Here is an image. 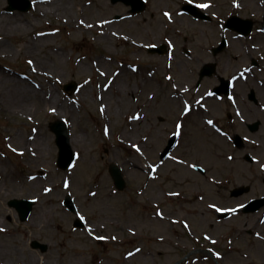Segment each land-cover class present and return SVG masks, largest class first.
Listing matches in <instances>:
<instances>
[{"label":"rangeland","instance_id":"rangeland-1","mask_svg":"<svg viewBox=\"0 0 264 264\" xmlns=\"http://www.w3.org/2000/svg\"><path fill=\"white\" fill-rule=\"evenodd\" d=\"M30 1L29 12L9 13L8 1L0 0V18L10 22L0 29V78L12 71L30 92L22 105L0 91V264H29L38 256L54 264H247L241 256L246 253L264 264L263 210L234 215L249 200H229V190L217 184L226 175L221 154L228 149L209 134L188 131L181 153L208 172L190 183L183 181L185 169L161 160L179 108L159 85L168 73L183 83L197 78L188 75L184 61L195 73L201 62L196 69L178 56L183 63L173 61L169 70L166 51L147 50L166 45V38L181 43L179 34L215 42L217 35L208 30L215 24H195L182 8L210 3V12L225 19L235 12V0H146L147 10L131 17L128 6L111 0H45L56 3L53 14L38 12L42 0ZM240 2L261 18L264 0ZM234 55L226 52L222 71L237 65ZM72 83L77 92L65 90ZM57 120L81 141L71 144L77 160L68 170L58 166L50 129ZM112 164L124 174L123 191L110 175ZM245 172H234L235 183L226 188L244 183ZM68 196L76 213L64 204ZM11 200H33V222H23ZM222 212L233 216L222 220ZM46 214L48 221L40 223ZM201 248L213 249L217 261L189 255Z\"/></svg>","mask_w":264,"mask_h":264},{"label":"flooded vegetation","instance_id":"flooded-vegetation-1","mask_svg":"<svg viewBox=\"0 0 264 264\" xmlns=\"http://www.w3.org/2000/svg\"><path fill=\"white\" fill-rule=\"evenodd\" d=\"M231 8L241 18L253 21V33L245 36V33L228 30L226 20L194 22L206 26L215 24L212 30L207 29L209 35H217L216 41L209 43L210 40L206 38L202 43H197L190 39L189 35L179 34L177 37L180 36L181 43H169L172 59L166 61V66L172 70L173 61L177 63L178 56L189 61L196 69L200 61L201 65L196 73L193 67L184 61L188 75L196 74L197 78L183 83L179 75L174 77L168 73L165 75L166 84L159 85V88L164 94L167 92L171 101L179 108L172 123L173 132L170 133L167 129L166 131L169 132L167 139L173 135L177 136L172 161L177 167L185 169L187 174L184 175L183 181L190 183L196 174L207 176L197 170L195 161L186 159L181 153L187 132L194 129L209 134L211 138L218 140L216 142L220 144V148L224 145L228 149L226 154H221L228 166L226 175L218 184L223 190H229L228 199L260 200L264 198V191H261L264 190V35L261 34L263 21L259 22L257 9L248 14L247 6L240 1H236V5H231ZM205 32L208 34L207 31L202 34L205 35ZM234 40H237L236 48ZM223 41L225 46L215 53ZM230 50L235 54L231 57L238 63L231 72L229 69L222 71L221 60ZM202 56L205 57L204 60L200 59ZM218 147L219 145L216 146ZM234 172H245L240 176L244 183L227 189L226 187L235 183ZM248 177H251V180L246 182ZM234 191L240 192L239 195L233 196ZM241 256L249 264V259L243 254Z\"/></svg>","mask_w":264,"mask_h":264},{"label":"water","instance_id":"water-1","mask_svg":"<svg viewBox=\"0 0 264 264\" xmlns=\"http://www.w3.org/2000/svg\"><path fill=\"white\" fill-rule=\"evenodd\" d=\"M118 2H123L126 5H131L133 7L134 12H141L145 9V4L143 0H112L113 4H116ZM9 7L7 8L8 12H13L15 10L23 12L30 11L32 7V3L30 0H8ZM66 90L69 91H76L77 86L75 83L66 86ZM50 129L55 133L56 135V142L59 147V167L62 169L69 168L74 162H75V156L71 148L70 144V134L67 125L57 120L56 122L52 123L50 125ZM171 148H168L166 150L165 155L170 151ZM110 173L114 180V183L118 190L122 191L126 188V182L123 176V173L117 167L116 165H111L110 167ZM255 203H262V202H255ZM35 205V202L29 201V200H11L9 202V206L14 207L20 216V219L22 221H27L33 211V207ZM66 205L67 207L72 210H75L74 203L70 197L66 199ZM77 226H83L80 222H77ZM34 248H39L43 252L47 250V246L40 244L38 242L33 243Z\"/></svg>","mask_w":264,"mask_h":264},{"label":"bare ground","instance_id":"bare-ground-1","mask_svg":"<svg viewBox=\"0 0 264 264\" xmlns=\"http://www.w3.org/2000/svg\"><path fill=\"white\" fill-rule=\"evenodd\" d=\"M46 2L47 1L42 0L40 2V5H38L40 7L39 8L37 7V9H38V12L40 14H53V13L58 12L57 10L53 9V7L56 5V3L52 4V2H47V4H45ZM45 5H46V7L47 6L48 7L46 8ZM58 9H60V8H58ZM60 15H61V13H60ZM9 24H10L9 18H0V27H1L0 29H1V31L6 30V27ZM28 27H29V24H27V28ZM11 82H16L17 85L8 87V84ZM19 83H20L19 80L14 78V73L12 71H7V74L5 73V75L1 76V78H0V86H1L0 88L2 89V90L0 89V91L3 92V90H5L6 92H8V94L12 95L13 99H14L13 104H22L23 105V103L25 102L28 95L30 96V92L28 90V87L19 86ZM4 87H5V89H4ZM3 99H4V97H3ZM10 99H11V97H10ZM109 100L111 101V98ZM55 112L59 113L62 118L66 117V114L62 115L61 112H58V111H55ZM80 143H81V141H80L79 136H75V137L71 138V144L78 146V145H80ZM29 220L33 222L32 217ZM43 221L44 222L48 221V215L47 214L42 216V220L40 223H43ZM4 222H5V218L3 216H0V226H2V224H4ZM29 264H54V263H51L50 261H46V259H43V258L38 256V257H36V259L32 258L31 261L29 262Z\"/></svg>","mask_w":264,"mask_h":264},{"label":"snow or ice","instance_id":"snow-or-ice-1","mask_svg":"<svg viewBox=\"0 0 264 264\" xmlns=\"http://www.w3.org/2000/svg\"><path fill=\"white\" fill-rule=\"evenodd\" d=\"M200 7H202V8H207V7H209V5H208V4H201ZM166 15H169V18H171V17H170V14H167V13H166ZM53 111H55V109H53ZM209 123H211V121H209ZM178 127H179V126H178ZM177 135H179V133H177ZM138 150H139V149H138ZM213 207H215V205H213ZM232 211H235V209H233Z\"/></svg>","mask_w":264,"mask_h":264}]
</instances>
